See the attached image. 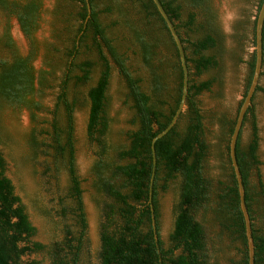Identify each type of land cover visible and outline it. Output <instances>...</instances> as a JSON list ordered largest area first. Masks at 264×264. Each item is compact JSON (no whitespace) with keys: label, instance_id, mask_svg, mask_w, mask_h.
I'll return each instance as SVG.
<instances>
[{"label":"trees","instance_id":"16d2710c","mask_svg":"<svg viewBox=\"0 0 264 264\" xmlns=\"http://www.w3.org/2000/svg\"><path fill=\"white\" fill-rule=\"evenodd\" d=\"M159 1L181 39L189 80L185 109L172 128L155 142L152 202L156 233L148 202L152 171L150 145L152 138L167 127L180 103L183 71L176 44L152 0H88L91 9L89 16L86 0H75L78 26L71 31L73 36L68 40L66 69L58 95V101L64 109L65 123L60 125L54 120L48 143L38 139L37 130H32L28 137L33 154L44 148L42 152H52L56 170L59 164L65 169L68 183L64 194L59 196L57 215L63 220L70 217L73 224L64 225L62 237H54L48 245L33 240L36 228L20 196L16 194L11 179L6 175V160L0 151V264H21L23 256L42 251L46 252L50 264H80L87 220L75 161V104L69 101L67 89L73 78L71 73L76 68L82 72L81 76H75L78 82L90 78L93 63L89 60L76 61L79 48L88 37H91L92 47L97 52L101 71L95 85L86 92L89 100L87 132L96 144L92 166L94 185L97 192L107 198L104 200L100 226L98 264H220L208 236L209 222L219 227V236L225 234L230 243L237 244L238 258H231L225 264H248L244 218L228 152L236 117L229 121L221 119L220 140L225 146L223 172L220 178H214L207 170L210 144L197 101V96L210 90L219 79V73L206 80H196L194 77L220 69L224 53L223 35L212 6L213 0ZM262 2L258 0L257 11ZM0 10L16 18L30 42L28 55L14 53L10 59L0 57V103L37 110L40 104L33 98L35 82L43 85L45 71L38 75L32 60L38 50L34 34L39 28L42 1L0 0ZM102 13L116 14L117 19L112 25L120 24L126 30L128 50L146 69V77L135 75L127 66V57L113 44L99 19ZM254 29L255 20L250 30L253 46ZM4 39L6 46L12 48L13 41L8 28ZM262 42L260 76H264V22ZM110 60L123 77L132 102L131 123L134 127L126 132L127 143L113 144L108 138ZM247 63L249 75L244 96L253 75L254 52ZM143 80L146 85L142 84ZM256 91L264 94V87L258 84ZM248 116L252 126L249 142L245 147L240 145L241 128L235 153L251 221L253 264H264V184L258 170L257 184L254 186L250 183L251 170L261 165L257 154L259 136L253 103L247 108L243 124ZM56 176V173L52 174V177ZM170 185H173L176 197L173 227L169 234L170 245L165 247L159 234L157 194L159 188L166 190ZM44 212L50 214L48 210ZM257 218L258 225L255 224Z\"/></svg>","mask_w":264,"mask_h":264},{"label":"rangeland","instance_id":"374dc122","mask_svg":"<svg viewBox=\"0 0 264 264\" xmlns=\"http://www.w3.org/2000/svg\"><path fill=\"white\" fill-rule=\"evenodd\" d=\"M39 28L34 34L38 44L37 55L32 65L38 75L45 71L43 85L35 82L36 92L33 98L39 102V109L17 107L4 102L0 103V151L6 160V175L11 179L15 192L20 196L29 218L36 228L33 240L48 245L51 240L62 237V227L72 225L73 221L57 215L59 196L64 194L68 183L65 169L59 164L58 171L53 163L52 152L47 154L41 148L33 154L28 143L32 130H37L40 141L50 142L49 132L56 119L60 125L65 123L63 106L58 101L63 72L67 57L65 55L71 31L78 26L75 0H41ZM212 6L217 14L218 26L224 40V53L220 69H213L195 76L196 80H206L219 73L210 90L197 96L199 107L204 117V127L210 152L207 170L214 178H220L223 172L222 157L225 154L224 143L220 140L221 119L232 120L236 117L249 75L247 61L253 52L251 28L257 14L258 0H213ZM100 9V7H98ZM106 27L107 35L113 44L127 57V66L137 76L146 77V69L128 50L126 30L120 25H112L117 19L115 13L99 15ZM9 29L13 47L6 46L4 33ZM30 42L23 34L16 18L0 10V57L10 59L14 53L28 55ZM89 60L93 63L90 78L78 82L75 76L82 72L76 68L68 83L67 97L75 104L74 109V144L77 173L83 190V204L87 220L86 241L82 250L80 264H98L100 249V226L103 221V205L107 198L97 192L94 185L95 176L92 170L95 159L96 144L87 132L89 100L87 90L95 85L101 64L97 52L88 37L79 48L76 61ZM111 74L107 90L108 114L110 127L108 138L113 144L127 143L126 132L134 127L132 102L128 97V88L115 64L110 60ZM264 70V66H263ZM143 85H146L143 80ZM260 86L264 87V76H260ZM253 106L258 128V158L261 165L250 172L251 185L257 184V170L264 184V94L256 91ZM252 132L250 116L243 124L240 145L245 147ZM50 169L47 171V169ZM57 174L54 178L52 174ZM173 185L166 190L158 189V222L159 234L163 245H170L169 234L173 227V204L175 201ZM256 208L255 205L252 206ZM48 210V212H44ZM257 215V214H256ZM258 225V218L255 220ZM208 236L211 239L212 251L218 263L225 264L229 259H237V244L230 243L225 234L219 236V227L213 222L207 224ZM50 264L45 251L27 254L21 264Z\"/></svg>","mask_w":264,"mask_h":264},{"label":"water","instance_id":"95a60500","mask_svg":"<svg viewBox=\"0 0 264 264\" xmlns=\"http://www.w3.org/2000/svg\"><path fill=\"white\" fill-rule=\"evenodd\" d=\"M164 19L170 34L176 44L178 53H179V60L180 64L182 67L183 71V86H182V95L180 99V103L178 105V108L176 109L171 121L167 125L165 129L157 133L151 140V154H152V171H151V177H150V183H149V198L148 202L151 208V218H152V226L154 233H156V223H155V217H154V207H153V202H152V188H153V181H154V175H155V168H156V153H155V142L157 139L161 138L164 136L171 128L172 126L176 123L180 113L185 109L186 107V96L188 93V80H189V75H188V67L185 59V53L183 49V45L181 42V39L174 27L173 21L169 18L168 14L166 13L165 9L163 8L162 4L160 3L159 0H152ZM87 2V11H88V16L90 15L91 9L90 5ZM263 22H264V0L260 6V8L257 11L256 17H255V31H254V49L253 52L255 54V65H254V70H253V75L252 79L250 82V85L247 89V92L239 106L236 119H235V124L232 130V133L230 135L229 139V157L231 161V166L233 168V172L235 175V179L237 182V187H238V193H239V204L240 208L243 214L244 218V225H245V234H246V239H247V250H248V264H253L254 262V245H253V240H252V235H251V221H250V216L247 211L246 203H245V189L244 185L242 182V176L238 167L237 159H236V153H235V148H236V142L239 136V132L242 128L243 124V119L245 116V113L247 111V108L251 105L252 103V98L255 93L256 87L259 83L260 79V74L262 71V60H263V42H262V28H263ZM157 238V237H156Z\"/></svg>","mask_w":264,"mask_h":264}]
</instances>
